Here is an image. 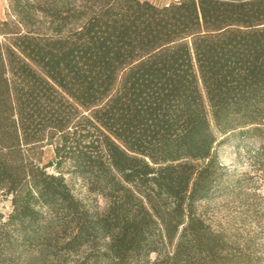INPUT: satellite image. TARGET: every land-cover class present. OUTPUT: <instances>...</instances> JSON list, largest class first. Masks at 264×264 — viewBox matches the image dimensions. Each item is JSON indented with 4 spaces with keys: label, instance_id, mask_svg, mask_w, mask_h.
Instances as JSON below:
<instances>
[{
    "label": "trees",
    "instance_id": "16d2710c",
    "mask_svg": "<svg viewBox=\"0 0 264 264\" xmlns=\"http://www.w3.org/2000/svg\"><path fill=\"white\" fill-rule=\"evenodd\" d=\"M8 1L0 264H264L197 207L247 188L219 161L222 137L257 140L264 174V0Z\"/></svg>",
    "mask_w": 264,
    "mask_h": 264
},
{
    "label": "rangeland",
    "instance_id": "374dc122",
    "mask_svg": "<svg viewBox=\"0 0 264 264\" xmlns=\"http://www.w3.org/2000/svg\"><path fill=\"white\" fill-rule=\"evenodd\" d=\"M41 1L33 0V3L39 4ZM141 1H149L158 6H164L171 2V0ZM9 13V1L0 0V20L9 19ZM42 22L37 27L40 30H45L48 28V23L45 20ZM221 140L223 143L217 148L220 163L238 176L247 174L248 177L245 176L247 188L238 194L217 197L209 202L199 203L197 205L198 212L208 220L214 229L223 233L231 241L242 244L254 239L253 248H256L259 255L264 257V174L255 169L249 153L250 150L258 146V141L242 138L238 133L222 137ZM53 158L52 148H44V163ZM48 171L49 173L54 172L52 169ZM66 179L77 198L98 206L101 211L106 209L107 201L101 196L90 193L88 186L81 178L68 174ZM12 209L11 198L0 191V211L7 217ZM6 217L3 221H6ZM85 252L86 250H82L81 253L71 255L69 261L73 263L81 260L86 255ZM156 257V254H152L151 261H154Z\"/></svg>",
    "mask_w": 264,
    "mask_h": 264
}]
</instances>
